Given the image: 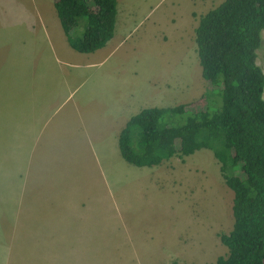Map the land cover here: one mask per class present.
<instances>
[{
	"label": "rangeland",
	"instance_id": "rangeland-1",
	"mask_svg": "<svg viewBox=\"0 0 264 264\" xmlns=\"http://www.w3.org/2000/svg\"><path fill=\"white\" fill-rule=\"evenodd\" d=\"M49 1L54 15L47 2L0 0V264H211L227 255L221 234L234 226V192L214 152L204 148L158 166H135L121 154L117 129L108 121L112 113L94 99L96 75L137 43L134 57L144 50L145 82L155 67L156 83L168 84L174 92L161 103L165 108L206 95L209 83L196 30L201 17L224 0L197 5L199 21L189 17L196 9L190 0H134L153 2V11L144 24L139 20L131 28L122 50L106 59L73 50L62 55L56 31L63 27ZM168 13L176 15V24L166 23ZM29 19L33 28L32 23L22 24ZM160 19L162 29L170 25L167 39L158 32ZM147 28L153 31L149 39L143 37ZM262 35L258 62L264 68ZM94 61L98 63L90 65ZM219 105L221 101L212 110ZM95 114L88 132L82 117ZM56 126L60 128L54 133ZM35 146L40 163L44 157L56 164L51 174L60 190L57 173L65 164L80 167L89 161L96 167L92 181L77 173L82 183L72 184L86 222L85 232L75 233L79 246L60 248L48 259L25 246L31 239L15 225ZM36 165V160L29 162Z\"/></svg>",
	"mask_w": 264,
	"mask_h": 264
},
{
	"label": "trees",
	"instance_id": "trees-1",
	"mask_svg": "<svg viewBox=\"0 0 264 264\" xmlns=\"http://www.w3.org/2000/svg\"><path fill=\"white\" fill-rule=\"evenodd\" d=\"M70 46L80 53L114 37L117 0H55ZM264 0H224L201 17L196 42L208 92L195 101L149 107L119 135L123 158L153 167L210 149L234 192L228 254L211 264H264V68L258 62ZM212 110L214 104H220Z\"/></svg>",
	"mask_w": 264,
	"mask_h": 264
},
{
	"label": "crops",
	"instance_id": "crops-1",
	"mask_svg": "<svg viewBox=\"0 0 264 264\" xmlns=\"http://www.w3.org/2000/svg\"><path fill=\"white\" fill-rule=\"evenodd\" d=\"M37 1L47 2L49 9L54 15L49 0ZM117 1V23L112 40H110L102 49L92 53H81L84 55L79 56H86L94 59H97L96 57H103L106 59L110 57L112 52H120L127 37L130 35L131 28L139 20L144 24L145 18L153 11V2H141L137 4L134 0ZM212 1L214 0H190L195 8L197 5L201 6L205 4L207 6L208 3L210 4ZM43 2L41 3L43 4ZM53 3L55 5V0H53ZM189 17L199 21L197 8L191 11ZM165 18L166 23L168 24H176L177 22L176 15H173L172 18L168 13ZM46 21H48L47 15ZM26 23H32L30 27L33 28V22L31 19L24 21L22 24ZM161 23L162 21L160 19L158 21V32H162V38L167 39L168 36L166 32L171 29L170 25L168 26V30L162 29ZM150 27H153V25H150ZM152 32L153 31L150 30V28H147L145 30V36L143 35V37L149 39ZM157 38L160 39L159 36H157ZM56 39L62 55H65V53L73 54V51L76 52V50H74L68 43L64 29L63 31L59 28L57 29ZM135 46L138 48L140 44L137 43L133 45L131 49L122 50L121 55H119L114 61L113 65L106 69L102 74L96 75L95 78L94 99H98V104L105 106L107 108L106 111L112 113L109 115L108 121L110 122L111 127L117 129L115 134L118 136L132 116L138 114L145 108L164 107V104L161 103L168 101V99L174 94V92L170 91L167 86L168 84L162 87L156 83V79H154L155 67L148 72L147 83L145 82L144 70L146 69L144 50H140L141 54H138L140 57H134ZM152 53L155 54L154 51H152ZM152 61L154 63V60ZM89 63L92 65L98 62L94 61ZM82 120L89 132V123L93 122L95 124L96 114L89 119L82 117ZM119 121L120 124H117ZM59 128L60 127L56 126L54 128V133H56ZM83 153L84 152H78L79 155H82ZM33 160H36L37 162L35 168L29 166V162L31 163ZM44 161H46L45 158L41 157L40 163L35 146L34 154L30 155L28 168L26 174H24L22 187L23 195H21L22 199L17 211L19 219L17 218L15 225L18 230L25 234L27 239H31V243H27L25 246H30L33 251L36 250V253L39 254L40 257L48 259L50 255L56 252L58 253L60 248H75L76 246H79L74 239L75 233L79 232V230L85 232L86 222L81 209L82 200L77 197V187H72V184L79 185L82 183L77 178V173L87 175L88 179L92 181V175L93 173H96V167L92 166L89 161L82 166L80 165V167H70L65 164L63 170H61L60 173H57L58 184L63 183V189L61 188V191L57 185L53 184V181L56 179H53L51 174V166L56 164L46 161V166ZM15 237L16 236H14L13 241ZM15 244L16 241L14 242V246ZM13 252L14 259H16V247ZM12 254V249H10V252L8 253L9 260Z\"/></svg>",
	"mask_w": 264,
	"mask_h": 264
}]
</instances>
